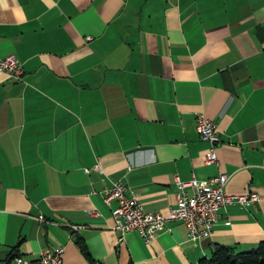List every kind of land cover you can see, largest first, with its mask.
Returning a JSON list of instances; mask_svg holds the SVG:
<instances>
[{
	"label": "crops",
	"instance_id": "obj_1",
	"mask_svg": "<svg viewBox=\"0 0 264 264\" xmlns=\"http://www.w3.org/2000/svg\"><path fill=\"white\" fill-rule=\"evenodd\" d=\"M7 55L23 74L0 72V264L58 245L63 264H198L264 240V0H0ZM197 114L217 124L216 163ZM220 173L258 201L222 206L209 237L112 228L115 181L163 213L175 176Z\"/></svg>",
	"mask_w": 264,
	"mask_h": 264
},
{
	"label": "built area",
	"instance_id": "obj_2",
	"mask_svg": "<svg viewBox=\"0 0 264 264\" xmlns=\"http://www.w3.org/2000/svg\"><path fill=\"white\" fill-rule=\"evenodd\" d=\"M90 38L89 36L86 39ZM0 72L6 74L9 79L20 81L23 67L13 55L0 56ZM195 129L199 138L209 145L203 154L204 163H216L214 149L219 143L217 124L211 118L197 114ZM174 180L178 189L176 205L168 207L163 213L143 210L134 195H127L126 187L121 181H115L112 186L105 188L103 200L107 204H110L111 200L116 202L111 209L114 221L112 228L122 233L137 230L145 241L151 242L168 223L181 221L190 239H202L211 235L222 206L229 204L245 206L258 201V195L255 192L243 194L226 192L228 175L224 173L204 180L192 178L189 181H182L177 176ZM187 188L192 189V193L188 192ZM39 219L43 220V217L39 216ZM69 227L74 233L86 225L71 224ZM64 252V246L58 245L51 250L41 251L35 260H24L16 256L15 261L18 264H63Z\"/></svg>",
	"mask_w": 264,
	"mask_h": 264
},
{
	"label": "trees",
	"instance_id": "obj_3",
	"mask_svg": "<svg viewBox=\"0 0 264 264\" xmlns=\"http://www.w3.org/2000/svg\"><path fill=\"white\" fill-rule=\"evenodd\" d=\"M82 249L85 251L84 246ZM198 264H264V240L254 247L235 252L231 247L215 244L209 257H202Z\"/></svg>",
	"mask_w": 264,
	"mask_h": 264
}]
</instances>
